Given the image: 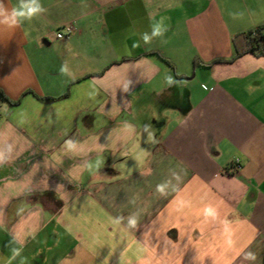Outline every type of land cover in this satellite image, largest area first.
<instances>
[{
  "label": "crops",
  "instance_id": "crops-1",
  "mask_svg": "<svg viewBox=\"0 0 264 264\" xmlns=\"http://www.w3.org/2000/svg\"><path fill=\"white\" fill-rule=\"evenodd\" d=\"M38 5L0 16V264H264V0Z\"/></svg>",
  "mask_w": 264,
  "mask_h": 264
},
{
  "label": "trees",
  "instance_id": "trees-1",
  "mask_svg": "<svg viewBox=\"0 0 264 264\" xmlns=\"http://www.w3.org/2000/svg\"><path fill=\"white\" fill-rule=\"evenodd\" d=\"M233 44L236 50V58L247 53L264 56V26H259L254 30L236 34L233 38ZM199 64L200 62L198 60L194 61L195 67H198ZM41 99L48 100V98ZM1 102H7L14 105L18 104L20 102V99L12 100L0 87V103Z\"/></svg>",
  "mask_w": 264,
  "mask_h": 264
},
{
  "label": "clouds",
  "instance_id": "clouds-1",
  "mask_svg": "<svg viewBox=\"0 0 264 264\" xmlns=\"http://www.w3.org/2000/svg\"><path fill=\"white\" fill-rule=\"evenodd\" d=\"M40 11L38 0H29V2L24 3L20 8H13L10 16L6 15L5 9L2 3H0V16H5V19H11L15 22L19 18L31 17ZM158 34V33H154Z\"/></svg>",
  "mask_w": 264,
  "mask_h": 264
},
{
  "label": "built area",
  "instance_id": "built-area-1",
  "mask_svg": "<svg viewBox=\"0 0 264 264\" xmlns=\"http://www.w3.org/2000/svg\"><path fill=\"white\" fill-rule=\"evenodd\" d=\"M76 27H77L76 22H73L72 24L65 26L62 31L58 32L57 34L58 39L69 37L71 34L74 33Z\"/></svg>",
  "mask_w": 264,
  "mask_h": 264
}]
</instances>
